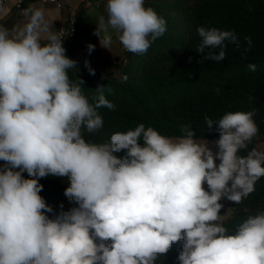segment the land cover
Masks as SVG:
<instances>
[{
  "label": "clouds",
  "instance_id": "1",
  "mask_svg": "<svg viewBox=\"0 0 264 264\" xmlns=\"http://www.w3.org/2000/svg\"><path fill=\"white\" fill-rule=\"evenodd\" d=\"M106 13L94 33L105 49L113 41L110 29L135 54L146 53L167 30L145 0H107ZM26 14L15 35L0 27V264H155L181 240L180 264H264V211L234 234L219 223L220 201L240 203L264 177V152L238 154L257 135L256 113L206 117L208 130L217 125L215 152L184 125L177 138L140 123L107 143L87 142L84 131L103 127L97 110L115 106L104 86L89 102L83 82L69 79L77 62L65 55L44 10ZM196 31L198 63L223 61L225 41L239 47L232 31ZM245 40L251 47V37ZM87 47L91 53L95 45ZM85 67L95 75L88 61ZM248 69L255 72L257 65ZM121 151L123 158L114 155ZM49 174L68 178L64 195L78 204L55 219L39 195V179Z\"/></svg>",
  "mask_w": 264,
  "mask_h": 264
},
{
  "label": "trees",
  "instance_id": "2",
  "mask_svg": "<svg viewBox=\"0 0 264 264\" xmlns=\"http://www.w3.org/2000/svg\"><path fill=\"white\" fill-rule=\"evenodd\" d=\"M35 1L23 0L22 5ZM145 7H151L164 18L167 29L146 53L124 55L117 74H101L93 63L95 75L68 70L73 84L83 82L81 91L90 103L95 102L96 89L104 86L105 97L115 106L113 110L107 107L97 110L103 118V127L94 133L84 131L85 140L107 143L112 134L134 130L140 123L170 138L182 136L184 125L190 126L197 139L218 140L217 125L208 130L206 117L219 121L227 112L254 111L257 135L238 154L244 156L252 149L260 151L258 144L264 137V0H145ZM83 12L82 3L75 20L77 35ZM199 26L234 32L239 47L225 41L223 61L198 63L202 60V54L196 51L201 42L196 31ZM245 37H251V47ZM72 46L66 47L65 55L74 60L70 56ZM250 63L257 65L255 72L249 71ZM114 155L123 158L125 153ZM4 165L0 161V168ZM22 175L29 178L26 171ZM39 183L43 185L39 195L52 208L46 213L49 218L55 219L78 207L64 195L69 186L67 177L49 174L40 178ZM229 202L232 212L219 223L234 234L235 228L249 216L264 211V177L240 203ZM220 203L223 205L222 200ZM184 243V240L173 243L166 254L157 257L155 264H180L178 256Z\"/></svg>",
  "mask_w": 264,
  "mask_h": 264
},
{
  "label": "crops",
  "instance_id": "3",
  "mask_svg": "<svg viewBox=\"0 0 264 264\" xmlns=\"http://www.w3.org/2000/svg\"><path fill=\"white\" fill-rule=\"evenodd\" d=\"M61 1L63 2L62 8H58L52 3H43L37 0L28 3L24 7V11H22L15 6V0H8L0 14V27L8 29L11 35H15L28 21L29 16L26 14V10L40 8L44 10L45 19L49 23L51 31L56 33L61 26L67 24L70 20H76L78 18L79 7L83 3L84 12L79 23V34L76 42L70 49V56L78 62L79 72H89L88 68L85 67V61H88L90 67L93 69V60H98L104 65L106 70H108L107 74H117L122 68L121 60L125 55L123 53V46L118 40V33L111 29L109 30L112 34L113 41L108 49L100 46L99 37L94 34L99 18L103 16L105 20L107 19V0H96V6L101 10L99 15L87 14L86 10L88 6L94 4V2H87L86 0ZM83 34L89 35L91 40H83L81 37ZM101 35L103 36V33H101ZM89 44L95 45L91 53L88 52L87 46Z\"/></svg>",
  "mask_w": 264,
  "mask_h": 264
},
{
  "label": "built area",
  "instance_id": "4",
  "mask_svg": "<svg viewBox=\"0 0 264 264\" xmlns=\"http://www.w3.org/2000/svg\"><path fill=\"white\" fill-rule=\"evenodd\" d=\"M40 1L43 3H52L56 5L58 8L63 7V2L61 0H40ZM7 2L8 0H0V14L2 13L3 8L6 6ZM22 4H23V0H15V6L20 10L24 11V6ZM56 34H58L59 38L63 40L62 45L64 48L73 45L78 37L75 20H70L67 24L61 26L57 30ZM123 53L125 55L133 54L131 52H128L124 47H123ZM92 63L98 72H100L101 74L104 73L103 71L104 66L98 60H93Z\"/></svg>",
  "mask_w": 264,
  "mask_h": 264
},
{
  "label": "rangeland",
  "instance_id": "5",
  "mask_svg": "<svg viewBox=\"0 0 264 264\" xmlns=\"http://www.w3.org/2000/svg\"><path fill=\"white\" fill-rule=\"evenodd\" d=\"M87 2L88 1H91V2H94V4L92 5H89L88 8H87V14H97L99 15V13L101 12L100 8H97L96 4H97V1L96 0H86ZM86 17V16H85ZM82 39L83 40H91L90 36L89 35H81ZM114 64V63H113ZM115 65V64H114ZM104 66V65H103ZM104 73H107L108 70H106V68L104 67L103 69ZM174 138V137H173ZM201 142H203V140L207 141L208 144H209V147L212 148V150L215 152V151H218V148L215 147L214 145V142L216 141L215 139H199ZM258 147L260 149L261 152H264V137L263 139L259 142L258 144ZM217 164H219V160L216 161ZM205 188H207V185L205 184ZM223 201V212L220 213L221 215V219L220 220H223V219H226L227 217L230 216L231 212H232V206L230 204L229 201H227L226 199H222Z\"/></svg>",
  "mask_w": 264,
  "mask_h": 264
}]
</instances>
